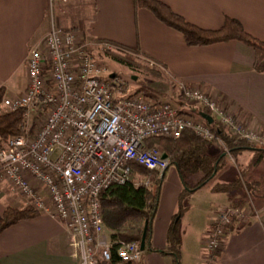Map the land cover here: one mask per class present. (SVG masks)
Segmentation results:
<instances>
[{"label": "built area", "instance_id": "built-area-1", "mask_svg": "<svg viewBox=\"0 0 264 264\" xmlns=\"http://www.w3.org/2000/svg\"><path fill=\"white\" fill-rule=\"evenodd\" d=\"M72 0H50L62 7ZM95 45L97 43H94ZM110 50L108 43H98ZM150 65L157 64L150 60ZM81 32L54 24L26 59L27 85L21 95L2 96L0 114L22 110L24 123L16 136L0 143V182L27 202V207L59 220L77 239L78 264L110 260L111 242L103 235L99 194L132 175V165L161 174L168 159L154 137L176 139L184 130L214 140L204 120L178 111L168 102L140 93L123 96L122 82L103 77ZM183 87L185 98L206 108L217 126L248 144L264 147V129L238 121L216 98L195 87ZM234 165L227 146L216 139ZM218 208L205 239V264H213L232 223L264 224V200ZM117 257L137 262L139 243L120 242Z\"/></svg>", "mask_w": 264, "mask_h": 264}, {"label": "crops", "instance_id": "crops-1", "mask_svg": "<svg viewBox=\"0 0 264 264\" xmlns=\"http://www.w3.org/2000/svg\"><path fill=\"white\" fill-rule=\"evenodd\" d=\"M159 1L203 29H217L225 17L234 18L246 32L264 42V0ZM75 5L81 4L77 1ZM66 8L51 7L50 0H0V88L3 96L23 93L27 85L26 59L30 48L43 41L52 25L64 20ZM90 8L86 28L79 29L83 40L88 37L92 43L110 41L126 46L153 60L157 68L173 80L172 87L177 93L182 86L203 90L228 108L236 120L264 129V53L237 40L187 46L178 31L158 21L148 10L134 8L131 0H91ZM85 23L82 21L81 25ZM175 93L169 102L178 111L200 117L199 103L181 96L183 104H180ZM246 151L248 153L241 151L234 158L235 166L228 165L226 158L223 160L225 165L213 179L221 172H231L233 177L225 180V175H220L222 181L214 184L231 183L242 172L244 177L259 181V193L263 194L256 199L259 203L264 200V158L252 166L254 152ZM207 153L210 156L222 154L215 143L208 146ZM186 175L202 177L201 173ZM170 182L174 188L164 192V185ZM208 183L187 192L175 171L165 170L161 174L158 207L150 237L153 249L168 248L167 231L172 223L178 230L180 256L187 251L188 245L191 252L194 245L199 249V244L205 242L214 212L222 206L238 205L245 200L244 190L235 188L215 193L223 196L222 202L209 205L207 196L212 195V191ZM191 198L199 201L186 207L180 204ZM6 206L23 208L25 203L0 187V215ZM103 235L110 241L108 230L104 229ZM196 254L199 259V252ZM78 262L76 237L63 223L47 214L38 213L0 232V264ZM128 264H173V260L169 254L143 250L139 261ZM213 264H264V224L232 223L228 226L222 249Z\"/></svg>", "mask_w": 264, "mask_h": 264}, {"label": "trees", "instance_id": "trees-1", "mask_svg": "<svg viewBox=\"0 0 264 264\" xmlns=\"http://www.w3.org/2000/svg\"><path fill=\"white\" fill-rule=\"evenodd\" d=\"M134 8L146 9L161 23L178 31L187 46H206L225 42L229 40L240 41L255 51L264 53V42L252 36L244 30L241 23L231 17H225L222 25L217 29H203L173 12L168 5L159 0H131ZM108 43L111 49L104 53L114 60L133 65L134 54L132 49L110 41H98ZM97 43V41H96ZM140 56V55H139ZM145 60L147 57L141 55ZM148 60V59H147ZM155 72H161L155 68ZM116 76V75H115ZM125 89L122 90L124 93ZM3 89L0 88V99ZM210 112L199 107L198 112ZM23 111L0 114V143L8 138L21 133L24 123ZM215 139H220L228 148L233 158L243 150H251L254 157L250 165L258 164L264 158V147L248 144L242 139L233 137L217 126L215 122L210 125ZM210 140L197 137L192 131L184 130L180 137L173 139L168 137H154L148 140V145L158 144L168 159V166L174 165L178 171L181 181L187 192H193L213 179L216 173L225 165V156H210L207 153ZM220 147V146H219ZM221 149V147H220ZM224 160V161H223ZM134 173H143L152 177V185L135 184L129 180L123 184H113L99 194L101 215L104 229L110 232V260L101 261L100 264H128L123 263L117 257L116 248L120 242L139 243L145 227L144 250L159 252L161 255H171L174 264L179 263V235L177 226L172 223L167 231L168 248L156 250L151 247L150 237L152 222L158 207V199L161 187V174L151 172L132 165ZM165 171V170H164ZM163 171V172H164ZM201 173L202 177L193 186H188L183 180L185 174L193 175ZM153 174V175H152ZM259 181L250 180L239 172V176L228 184H215L212 186L214 192H226L235 188H241L254 199L262 197L259 193ZM38 213L29 207L16 208L8 206L0 216V232L20 220L30 219Z\"/></svg>", "mask_w": 264, "mask_h": 264}, {"label": "rangeland", "instance_id": "rangeland-1", "mask_svg": "<svg viewBox=\"0 0 264 264\" xmlns=\"http://www.w3.org/2000/svg\"><path fill=\"white\" fill-rule=\"evenodd\" d=\"M77 1L79 4L83 5L82 8H81V5H79V6L75 5V3ZM90 4H91V0H72L71 3L64 5V7H67L66 10L64 11L65 14L62 17L64 20L63 21L60 20L59 22H57L56 25L63 27V28H66V29H74V30H77L79 32L84 31L83 27L86 28V26H87V22H88V18H89L88 13L91 10ZM83 8L86 10L85 12L83 11L84 10ZM83 14H84V16H83ZM82 21L86 22L85 23L86 25H81ZM70 24H72V26ZM81 34H82V32H81ZM82 39H83V35H82ZM86 39L83 41L88 45V48L92 52L94 59L97 62H99L100 64H102L109 71L107 74H103L104 75L103 77H108L109 75L113 74V75H116V77H118L119 80L122 82V85H123L122 90L125 89L124 93L122 94L123 96L131 95L134 93H140L145 97H150V98L155 99V100H159L158 98H160V99H162L160 101L170 103L169 99H171V95L176 92L172 87V81L173 80L167 74L162 72V70H161V72H155L154 69L157 68V66H153V65L151 66L150 65V59L145 60L143 57H141L137 54L136 55L134 54L133 60H132L133 65H125V64H122V63L114 60L110 56L106 55L104 53L106 50L102 49L97 44L95 45L94 43H92L88 37ZM151 61H153V60H151ZM183 87L186 88L185 86H182L181 90H179V93L176 92L177 93L176 98H178V100L180 101L179 103L183 104V102H181L182 97L184 99H186L187 101H190V102L196 101V100H191V99L184 97ZM197 103H199V102H197ZM170 104L173 106V103H170ZM199 105L201 107L200 103H199ZM195 118H197V117H195ZM213 122H214V120H213ZM210 141H212V143H215L216 145H219V144H217L218 142L216 139L210 140ZM155 145H157L163 151V149L160 145H158V144H155ZM221 152H223L222 149H221ZM242 152L248 153V151H246V150H243ZM223 156H224V154H223ZM227 162H228V165L233 166V164L226 159V163ZM234 166H235V162H234ZM166 171L168 173H172L175 171L177 173L180 181H181V178L178 174V171L174 165L168 166ZM151 172L153 173L155 171H151ZM223 174L225 175V177L223 176ZM220 175H221V177H224L225 180H226V178H232L233 177V174L231 172H221L220 174H218V176L216 178L213 179V181H209L208 184L211 187V191H212V186L215 185L214 182L222 181L221 177H219ZM183 179L189 186V185H192V184H195L196 182H198L200 180V177H199V175L188 176L185 174V176H183ZM130 180H132L135 184H144L147 187L152 185V182H151L152 177L150 175H146V174H143L140 172H139V174L136 173V174L132 175ZM216 184H219V183H216ZM209 185H207L206 187L208 188ZM0 187H2L3 190L9 191L10 194L12 193V195L14 197H16L20 200H23V199L19 198L16 194H14L5 182H0ZM173 188H174V186L170 182V183L164 185L163 191L164 192L165 191L170 192ZM207 193L210 194V192H208V191H207ZM211 193H212V195L207 196L208 199L210 200L209 205L210 204L213 205V202H215V201L222 202L221 198H223V196H220V195L217 196L215 194L217 192H214V191H212ZM244 193H245V191H244ZM245 197H246V193H245ZM191 199L192 200H190V201L183 200V202L180 204L183 207L184 206L186 207L189 203L191 204L193 202L199 201V200H197V198H191ZM206 201L207 200H206V196H205L204 202L206 203ZM254 201L257 202V200H254ZM24 203H25L24 207H27V202L24 201ZM6 207H8V206H6ZM177 214H180V212L178 211ZM197 251L200 254L199 255L200 261L198 258H196V256H197L196 252ZM205 252H206L205 243H201V245L199 244V249L197 248V246L195 247V245H194L192 252L190 251V247L188 245L187 251L181 253V256L179 255V263L178 264H205V261H204L205 260Z\"/></svg>", "mask_w": 264, "mask_h": 264}, {"label": "water", "instance_id": "water-1", "mask_svg": "<svg viewBox=\"0 0 264 264\" xmlns=\"http://www.w3.org/2000/svg\"><path fill=\"white\" fill-rule=\"evenodd\" d=\"M110 78H113L114 77V75L113 74H111L110 76H109ZM199 116L208 124V125H211L212 123H213V118H212V116L211 115H209V114H207V113H205V112H199ZM222 156H223V154H222ZM163 158H166V155L165 154H163ZM163 173V172H162ZM161 173V174H162ZM145 234H146V232H145V227H144V229H143V232H142V235H141V239H140V242H139V249L141 250V251H143L144 250V248H145Z\"/></svg>", "mask_w": 264, "mask_h": 264}]
</instances>
